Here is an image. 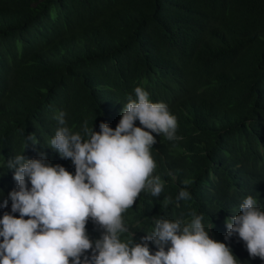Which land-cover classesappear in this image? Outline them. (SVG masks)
<instances>
[{
	"label": "trees",
	"instance_id": "1",
	"mask_svg": "<svg viewBox=\"0 0 264 264\" xmlns=\"http://www.w3.org/2000/svg\"><path fill=\"white\" fill-rule=\"evenodd\" d=\"M136 87L168 106L178 138L153 133L164 188L159 197L145 189L123 213L121 240L140 243L161 218L203 214L210 238L240 264H264L238 236L225 240L244 198L264 210V0H0V219L19 218L8 159L43 154L75 175L49 147L54 116L64 112L82 135L85 123L114 130ZM182 189L191 198L177 201ZM86 230L92 241L103 231L91 219Z\"/></svg>",
	"mask_w": 264,
	"mask_h": 264
},
{
	"label": "clouds",
	"instance_id": "2",
	"mask_svg": "<svg viewBox=\"0 0 264 264\" xmlns=\"http://www.w3.org/2000/svg\"><path fill=\"white\" fill-rule=\"evenodd\" d=\"M134 93L114 130L102 122L95 132L85 123L82 135L65 126L64 112L54 116L59 127L49 147L73 162L75 175L51 165L43 154L7 160L17 182L8 199L11 213H19V218L6 212L0 219V264H240L227 244L210 238L203 214L193 213L188 223L161 218L140 243L134 242L133 234L130 240H121L129 232L123 213L145 189L159 197L164 188L160 177L153 175L151 149L157 143L153 133L178 138L177 118L168 106L153 103L141 87ZM137 120L141 127L135 126ZM27 139L39 143L34 134ZM190 198L182 189L177 201ZM169 203L166 198L164 205ZM7 204L4 200L3 207ZM90 219L103 230L95 241L86 230ZM225 225L226 241L236 235L251 258L264 260V210L253 196L243 199L239 214L226 219Z\"/></svg>",
	"mask_w": 264,
	"mask_h": 264
}]
</instances>
